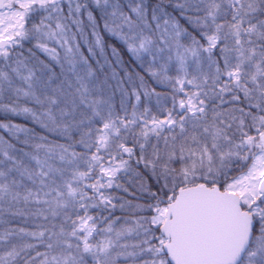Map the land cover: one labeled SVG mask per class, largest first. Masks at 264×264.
Returning <instances> with one entry per match:
<instances>
[{
	"label": "snow or ice",
	"instance_id": "6c2138e0",
	"mask_svg": "<svg viewBox=\"0 0 264 264\" xmlns=\"http://www.w3.org/2000/svg\"><path fill=\"white\" fill-rule=\"evenodd\" d=\"M0 264H264V0H0Z\"/></svg>",
	"mask_w": 264,
	"mask_h": 264
}]
</instances>
